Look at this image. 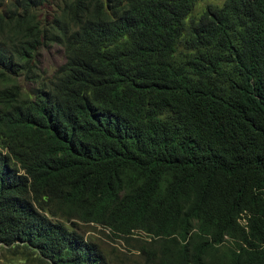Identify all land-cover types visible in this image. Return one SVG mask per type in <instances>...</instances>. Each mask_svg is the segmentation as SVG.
<instances>
[{"label": "trees", "instance_id": "trees-1", "mask_svg": "<svg viewBox=\"0 0 264 264\" xmlns=\"http://www.w3.org/2000/svg\"><path fill=\"white\" fill-rule=\"evenodd\" d=\"M199 1L0 0V246L109 264L76 221L155 264H264V0Z\"/></svg>", "mask_w": 264, "mask_h": 264}, {"label": "rangeland", "instance_id": "rangeland-1", "mask_svg": "<svg viewBox=\"0 0 264 264\" xmlns=\"http://www.w3.org/2000/svg\"><path fill=\"white\" fill-rule=\"evenodd\" d=\"M221 3L222 1L201 0L194 7L192 16L196 17L201 14L207 4L220 5ZM36 58L37 61L34 62L36 67L31 66V69L27 71L29 75H26L23 71L19 75L14 73L9 77L11 83H9L7 87L13 97L20 98L22 94L28 92L34 85L30 76L32 72L38 71V76H46L51 73L56 66L63 61V49L61 45L53 43L50 44L49 47H44L39 51ZM2 68L6 74L10 73L8 69ZM15 68L19 69V67L16 66ZM75 224L79 226V231L86 239L92 240L99 246L109 264H155V262L152 263L151 261H147V258L142 256L138 249L141 246V241L146 240L145 237L141 235L140 231L135 232V239L131 240L130 244H127L121 237L112 235L108 228L92 223H79L76 221ZM147 240L150 239L147 238ZM0 264L47 263L43 259H40L38 254L34 251H29L27 249H18V251H15L12 248L0 246Z\"/></svg>", "mask_w": 264, "mask_h": 264}, {"label": "clouds", "instance_id": "clouds-1", "mask_svg": "<svg viewBox=\"0 0 264 264\" xmlns=\"http://www.w3.org/2000/svg\"><path fill=\"white\" fill-rule=\"evenodd\" d=\"M140 232H141V231H140ZM134 233H135V232H134ZM133 235H134V234H133ZM226 238H227V236H226ZM231 242H232V240H231V239H228V240L226 241V244H227V245H232Z\"/></svg>", "mask_w": 264, "mask_h": 264}]
</instances>
